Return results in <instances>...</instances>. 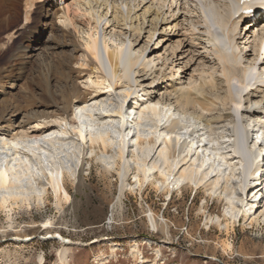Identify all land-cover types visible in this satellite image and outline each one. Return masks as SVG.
<instances>
[{
  "label": "bare ground",
  "instance_id": "obj_1",
  "mask_svg": "<svg viewBox=\"0 0 264 264\" xmlns=\"http://www.w3.org/2000/svg\"><path fill=\"white\" fill-rule=\"evenodd\" d=\"M34 1L29 0V3H25L28 5L26 11L34 7ZM145 2H148L147 6L144 5ZM239 2L240 0H125L120 4L118 0H76L74 2L77 3L76 7L73 8L70 5L61 7L57 0H44L43 6H39L41 17L48 23L51 18L62 23L56 24L55 39L60 41H57L53 49L61 50L62 53L71 50V56L80 53L83 58L81 68L91 64L94 66L93 70L99 72L97 77L99 81L93 82L89 79L85 84L94 88L97 94L94 100L97 101L104 93H111L119 85L127 87L124 105L120 104L119 108L112 112L99 113L89 110L86 105L90 101L88 100L90 94L82 92L79 83L81 78H78L83 71L79 70V74H75L73 66L69 65L62 71L63 84L59 82L61 86L59 90L48 92L50 99L43 112L36 111L27 120L0 121L2 148L6 150L2 153L3 149L0 148V211H5L10 217L15 206L20 204L29 206L31 199L27 192L36 190L38 181L42 179V173L47 177V185L52 189L57 206L71 203L70 188L64 183V167L69 165L77 155L74 153L75 150L73 151L74 145L71 143L72 138L67 128V122L73 110L77 108L85 110L87 120L92 119V121L88 120L90 122L83 121L81 111L79 115L76 113L72 118V121L78 124L74 133L75 138H78L82 145L83 143L90 145L88 152L91 155L99 152L110 155L111 150L117 145L118 163L115 164L119 168L117 174L122 183L121 194L124 192L130 172L126 154L133 148L130 144L134 142L133 145L139 148L141 154L136 153L132 156L137 163V168L132 175L140 191L148 185L157 191L163 189L164 193L170 195L173 184V188H179L182 185L179 191L194 190V188L197 192L205 190L209 194V199L212 193L217 194L219 199L225 197L227 208L231 209V212L228 211L223 217L218 216L216 221L210 213L207 218L208 223L210 220L215 221L218 227H224L226 231H229L232 224L230 220L237 217V212L239 214L242 212L250 225L260 224V220L264 218V212L260 213L264 198L260 199L258 204L256 203L259 196L263 194H261L262 189L259 190L254 185L261 179L257 173H261L264 177V165L260 167L258 163L260 159L261 163L264 162L261 144L257 145L261 142V136L257 132L256 141L251 148L249 146L251 135L242 117L246 116L249 121H252L259 115L264 116V31L260 28L263 24L262 20L252 24L249 20L250 16L241 15L236 19L239 13L237 9ZM2 4L0 3V25H5L7 28L12 17L8 14L7 8L5 9L7 4H3L5 6ZM11 4L13 2H9V5ZM142 5L144 7L140 9ZM251 5L257 8L254 4ZM85 6L87 10H84V14L88 13L93 18L95 27L83 32L84 42L80 44L71 14L76 15ZM138 12L142 13L138 15ZM206 12L214 15L215 25L219 33L221 31L226 38L229 44L228 49L225 50L219 46L218 39L207 25ZM27 19L28 15H26ZM48 23L43 24V27L40 26L41 32L49 27ZM146 23L148 29L145 27ZM110 24V28L114 31L119 29L120 36L125 38L122 43L110 46L104 33ZM70 26H73V29L69 31ZM246 30V34L242 36ZM144 32L147 34L144 47L136 50L134 45L143 38ZM129 34H131L130 37ZM158 34L160 36L157 45L164 40L163 38H168L166 47L161 45V48L164 47L165 54L169 52L168 57L171 59L165 58L161 65L157 64V60L162 56L161 48L160 51L154 49L150 55H147L148 45ZM12 36L14 37L11 34L8 38V44ZM37 36L40 38L39 34ZM40 50V42L36 41L33 46L29 44L23 46L19 52L14 53V56L17 60H30L35 56L38 57L36 54H39ZM44 53L47 54L46 51ZM156 56L155 60L150 58ZM79 61L82 60H76L78 65ZM198 61H200L199 68L195 71L197 76L191 75L186 82L179 81L181 67L188 68ZM254 75H257L256 79ZM236 86H243L245 89L244 94H240L235 99L233 88ZM141 92L142 98L136 99L134 103L138 106L143 120L146 121L149 114L153 117L152 119L161 120V125L155 121L154 136L149 134L141 136L140 133L137 134L138 137L131 136L132 129L126 128L132 116L125 107L128 102L130 105L129 100L132 95ZM33 100L30 105H34ZM141 100L143 102L139 103ZM254 105L263 106L253 110ZM172 111H179L182 116H188L194 121L191 125H185L181 120L174 118ZM14 115L12 118L15 117ZM117 117L120 120L118 122L121 123L118 126L112 120ZM94 119H99L103 129H97ZM223 121H231L233 139L228 141L229 148L225 145L217 147L209 139H204V134L201 137L197 135L196 130L199 127L204 126L213 130L215 125ZM55 129L58 130V136L55 134V136L46 137L48 131ZM241 136L246 142L240 145ZM28 138L36 139L37 142L24 144ZM11 151H15L17 155V158L13 159L18 161L16 166L11 161ZM156 155L157 158L154 159ZM228 168L232 169V175L235 171L238 172V176L240 175L237 190L232 186V178L226 175ZM128 187L133 186L130 184ZM255 189L257 191L251 197L255 199L254 202H247ZM37 199L40 202L45 201L41 196ZM242 207L245 209L243 210ZM227 216H230V219ZM151 221L154 225L153 219ZM110 244H112V256L124 251L122 246ZM223 247L226 250L231 247V244L224 243ZM139 252L140 250L136 247L132 255L137 258L140 255ZM63 253L65 250L62 251ZM39 259L42 264L44 258L39 257ZM109 263L110 260L107 259L104 264Z\"/></svg>",
  "mask_w": 264,
  "mask_h": 264
},
{
  "label": "rangeland",
  "instance_id": "obj_2",
  "mask_svg": "<svg viewBox=\"0 0 264 264\" xmlns=\"http://www.w3.org/2000/svg\"><path fill=\"white\" fill-rule=\"evenodd\" d=\"M35 1L33 9L30 8V11L27 9V12L28 5L26 4L29 3V0H0V3L7 4L6 6L2 5L5 6V9L7 8L8 14L12 17L7 28L5 25H0V121L27 120L33 116L34 112H43L50 99L48 92L59 90L60 84H63L61 80L62 71L69 65L73 66L75 74H79V70L83 71L78 78H81L79 83L82 92L90 94L88 98L90 101L86 105L89 110L92 109L99 113L101 111L112 112L117 110L120 104L124 105V94L127 87L123 85H119L111 93H104L97 101L94 100L97 95L94 88L85 86V84L89 79H92L93 82L99 81L97 78L99 72L93 70L94 66L91 64L81 68L83 58L80 53L71 56V50H68L66 54L62 53L61 50L53 49L57 41H60L55 39L57 36L56 24L62 23L52 18L48 23L43 19L39 10L43 6L44 0ZM122 1L118 0L120 4ZM9 2H13L12 6L9 5ZM74 2L76 0H68L66 5L74 8L77 4ZM147 3L145 2L144 5L147 6ZM84 10H87L86 6L76 15L71 14L80 44L84 42L85 34L83 32L88 28L95 27L93 18L88 13L84 14ZM140 13L142 12H138V15ZM26 15L31 22L26 20ZM147 18L149 19V17ZM46 23L50 24L49 27L41 32L40 26L43 27V24ZM110 26L111 24L107 27L108 29L104 28L110 46L115 45V43H122L125 38L120 36L119 29L114 31ZM147 26L146 23L145 27L147 28ZM72 29L73 26H70L69 31ZM33 32L34 34H32ZM11 34L14 37L12 36L11 42L8 44V38L11 37ZM37 34L40 35V38ZM130 35L128 36L130 37ZM159 36L158 34L148 45L147 55H150L154 49L160 51L161 45L166 47L168 38H163L164 40H161L157 45ZM142 37L134 45L136 50L144 47L147 34L144 32ZM36 41L40 42L41 49L39 54H36L38 57L35 56L33 59H26L25 61L17 60L14 53L19 52L23 46L28 44L33 46ZM164 47L161 48V59L156 61L160 65L165 58L170 59L168 57L169 52H166V55ZM45 51L47 54L44 53ZM244 52L246 51L244 50ZM150 58L155 60L157 56ZM76 60L82 61H79L78 65ZM71 62L72 64H70ZM199 63L200 61L196 64L192 63L188 68L181 67L179 81L186 82L191 75L197 76L195 71L198 70ZM142 95V92L132 95L129 100L130 105L128 102L127 106H124L126 111L131 112L132 116L126 128L132 129L131 136L138 137V133L141 136L148 134L154 136L155 121L160 123L161 120L152 119L150 114L146 121L143 120L138 106L134 103L136 99L142 98ZM32 99H34V105H30ZM141 102L143 101L141 100L139 103ZM257 106L253 110H258L263 105ZM80 111L83 121H92V119H86L85 110L75 108L69 122H67L68 133L72 138L71 143L75 146L72 148L77 154L69 163L71 166L64 167V183L70 188L71 203H63L60 207L57 206V200L53 196L52 189L47 185V177L42 173V179L38 181L36 190L29 192L30 194L27 192L29 199H31L29 206L21 204L15 206L10 217L5 211H0V264H41L39 257L44 258L42 264H104L107 259L110 260L109 264H264V218L260 220V224L252 226L249 221L246 222L242 212H240L241 214L237 212V217L230 220L232 224L229 231H226L224 227H218L215 224L218 216L223 217L228 211L231 212V209L227 208L225 197L219 199L217 194L212 193V197L209 199V194L205 190L197 192L194 188V190L183 189L179 191V189L173 188L174 184L171 186L170 195L164 193L163 189L157 191L148 185L140 191L132 175L134 169L137 168L135 158L133 159L132 156L136 153L141 154L139 148L133 145L134 142L130 144L133 148L129 149L130 152L126 154L130 172L124 192L121 194L122 183L117 174L119 168L115 164L118 163L117 145L111 150L110 155L100 152L91 155L88 152L90 145L88 143L82 145L78 138H75L74 133L78 124L72 121V118L76 113L79 115ZM13 115L15 117L12 118ZM18 115H20L19 118ZM172 115L185 125H191L194 121L188 116H182L179 111H172ZM242 118L251 135L250 140L257 138V132H259L258 135L261 136L260 148H262L264 155V116L259 115L252 121H249L246 116ZM112 120L117 126L120 123L118 117ZM94 121L97 129H103L99 119H94ZM196 131L199 137L204 134V139H209L217 147L225 145L229 148L228 141L232 138L231 121H223L215 125L213 130L201 126ZM55 134L58 136L57 129L48 131L46 137L55 136ZM2 138L0 136L1 150L3 149ZM33 142H37V140L28 138L24 144H33ZM3 152L6 150L3 149ZM10 154H12L13 165H18L17 160L13 161L14 158H17L15 151H11ZM156 158L157 155L154 159ZM259 161V166L262 167L264 162L261 163V159ZM231 171L232 169L228 168L226 175L232 178V186L237 190L241 178H239L238 172L235 171L232 175ZM257 175L259 177L258 173ZM260 178L254 185L259 190L262 189L261 194H263L257 199V204L260 199L264 198V177L260 174ZM130 184H132V188L128 187ZM256 191L255 189L254 193L250 194L247 202H254L255 199H251V197ZM39 196L45 201H38ZM236 205L239 206V204ZM261 206L260 213L264 212V200ZM210 213H212L215 221L210 220L208 223L207 218ZM249 215L252 214L249 213ZM227 217L230 219V216ZM151 219L155 222L154 225ZM30 237L32 238L30 239ZM110 243L122 246L124 251L112 256V244ZM222 243H230L231 247L224 250ZM136 247L140 250V257L137 258L132 255ZM64 250L65 253L62 254ZM61 254L63 259L60 257ZM143 257L145 258L143 259Z\"/></svg>",
  "mask_w": 264,
  "mask_h": 264
},
{
  "label": "snow or ice",
  "instance_id": "obj_3",
  "mask_svg": "<svg viewBox=\"0 0 264 264\" xmlns=\"http://www.w3.org/2000/svg\"><path fill=\"white\" fill-rule=\"evenodd\" d=\"M248 11H250V9H248Z\"/></svg>",
  "mask_w": 264,
  "mask_h": 264
}]
</instances>
